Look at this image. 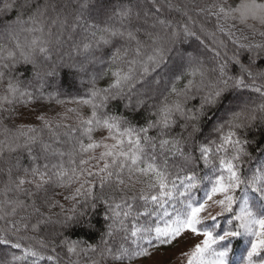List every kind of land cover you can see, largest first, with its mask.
Here are the masks:
<instances>
[{"label": "snow or ice", "instance_id": "1", "mask_svg": "<svg viewBox=\"0 0 264 264\" xmlns=\"http://www.w3.org/2000/svg\"><path fill=\"white\" fill-rule=\"evenodd\" d=\"M90 3L79 0L71 23L52 0L34 7L28 0L19 5L4 0L0 9V13L17 12L15 27L10 25L2 34L7 43H0V129L13 137L12 143L0 141V157L7 144L9 152L28 149L35 162L31 150L37 143L58 157L44 163L43 170L33 163L15 178L8 168V181L0 192V221L7 225L0 228V245L16 251L9 253L10 259L0 258V264H64V257L66 264H82V256L91 264L104 259L133 264L150 257L152 248L169 246L187 233L203 239L181 254L186 264H264V159L250 174H242L243 160L250 153L249 141L239 134L257 121L264 122V67L257 66L258 60H264V40L252 42L242 33L237 35L238 26L253 32L257 24L264 27V0H211L198 6L197 15L215 19L214 31L178 0H144L143 6L137 2L135 11L122 6L114 10L119 26L103 27L85 19ZM25 8H31L27 19ZM165 10L169 15L162 17ZM50 11L56 15L50 16ZM77 28L86 34L76 45L78 54L112 46L117 38L123 41L111 55L118 66L109 69L107 87L98 88L93 77L85 96L64 100L59 92L45 95L39 81L56 74L57 65L47 64L53 45L62 43L65 29H70L71 40ZM217 33L247 50V62L237 54L224 59L227 52L221 56L219 49L227 45ZM258 34L264 37V31ZM190 38L214 54L215 66H206L199 55H192L184 46ZM21 63L33 69V82L12 74ZM230 64L235 73H230ZM77 71H85L84 62ZM45 100L86 106L90 114L67 108L58 121L40 114L42 127L20 125L15 133L4 124L20 118L21 107ZM192 100H198V106L189 107ZM113 103L122 104L124 112L113 111ZM212 109L221 110L212 128L215 136H204L201 121L210 118ZM68 113L75 118L74 126L66 123ZM144 113V123L139 124L134 118ZM45 131L57 140L67 137L74 142L72 149H52L43 139ZM97 132L103 133L99 139L94 136ZM21 138L23 143H15ZM14 166L20 170L18 162ZM136 184L141 188L129 196ZM41 192L38 206L35 197ZM9 193H23L31 203ZM137 201L142 203L134 211ZM44 205L49 212L59 209L55 219L45 216ZM98 205L105 208L107 223L100 244L70 239L67 230L90 227L89 210ZM213 206L219 208L215 214ZM141 217L155 222L139 224ZM42 226L50 229L47 237L33 235ZM118 232L123 233L122 242L110 246L109 239ZM235 241L245 242L239 257L234 253Z\"/></svg>", "mask_w": 264, "mask_h": 264}, {"label": "trees", "instance_id": "2", "mask_svg": "<svg viewBox=\"0 0 264 264\" xmlns=\"http://www.w3.org/2000/svg\"><path fill=\"white\" fill-rule=\"evenodd\" d=\"M17 4H24L26 0H16ZM28 2L34 7L36 4H43L45 0H28ZM56 4L57 11L62 13L63 15L67 16L69 23L73 21L74 16L77 13L78 7H79V0H52ZM137 2L141 6L144 5V0H91V3L89 5V8L85 11V19L88 20L89 23H94L98 27L106 26L107 24H115L116 26H119V18L116 22L109 20L107 17L108 13H114V10H119L122 6H132L134 11L136 10ZM178 2L181 5H186L187 10L189 11V14L194 16L200 23H203L206 28L209 30L214 31L215 30V19L213 17H206V14L197 15L198 13V6H203L207 2H211V0H178ZM229 2H233V0H229ZM4 0H0V9L3 8ZM31 11V8H25L24 9V19H27V16L29 12ZM50 16H55V12H49ZM169 13L167 10L162 12V17L167 16ZM171 15H177L176 13H172ZM17 16V12L15 10L9 12V13H0V32L3 29L8 28L10 25L15 27L13 24V21L15 20ZM135 24L136 21H133ZM256 32H253L251 29L244 27V26H238L237 35H241V33L244 36H247L250 41L252 42H259L261 40H264V37H261L258 33L260 31H264V27H261L259 24L256 26ZM54 32H56V29H53ZM70 29H65L62 37V43L61 44H54L53 45V53H52V60L48 61L47 64H54L57 65L56 67V74L51 77H44L39 81V83H42L44 85L43 91L45 95L48 93H53V86L56 84H60L62 87V90L59 93H62L60 95V99L64 100H71L73 97L79 98L81 96H85L89 89H90V81L93 77H97L96 80V86L98 88H104L108 86V83L111 80V72L109 69H115L118 66L117 63L111 62V55L115 49V47H119L123 44V41L119 40L118 38L113 41L112 46H102L100 49L96 50L93 49L90 53H83L82 51L79 52L76 49V45H79L82 43L84 36L86 35L82 28H77V31L75 33H72V39H68ZM199 34V32H198ZM218 36H220L221 39L224 40V43L227 45L226 48H221L219 51L221 52V56H224V53L227 52V57H224V59H228V57H231L233 54L239 55L242 60L247 62L248 57L250 53L245 49H239L236 45H233L227 37L222 36L220 33H217ZM203 38V37H202ZM247 42V41H246ZM0 43H7L6 37L2 36L0 34ZM205 43H208L207 39L205 40ZM185 47L189 49V51L192 53V55H199V57H202V60H207L206 66L213 67L216 64V60L214 59V54L211 51H207L203 48L202 45L199 44L198 41L195 40V38H190L188 41L185 42ZM209 47H214L212 45H209ZM201 55V56H200ZM264 55V53H262ZM62 58V59H61ZM90 61L91 63H95L99 65V70L96 75L91 77L89 74H85L83 76V82L81 84L75 81L77 75L79 72L76 71L75 68H78L81 62H84V67L86 66L87 62ZM205 63V62H204ZM257 66L264 67V60H258ZM89 68V67H88ZM229 71L230 73H235L237 71L236 67L234 65H229ZM12 74L15 75L17 78H19L22 81L25 82H33V69L30 65H24L19 64L12 70ZM183 83V82H181ZM84 87L81 91L79 89V86ZM3 91V87L0 86V92ZM244 95H247L245 93ZM231 98V96L229 97ZM196 104L198 106V100H192L188 102V106L192 107V105ZM111 109L113 111L123 113L124 108L122 104L119 103H113L111 106ZM67 108H79L83 115L87 116L90 114V110L86 106L76 105V104H65L63 106L58 105L54 100L52 102L44 101L42 103H36L34 105H31L27 108L21 107L20 111L22 115L20 118L16 119L15 121H9L5 120L4 124L12 130L13 133H15L16 128L20 125H34L38 128L42 127L41 122L37 119V116L40 114H46L47 118L50 120L58 121L60 120L61 116L65 113V110ZM221 111L220 109H212L209 113L210 118H206L201 121V127L203 128V135L207 136L209 134H212L215 136L214 133H212L213 125L216 123L217 120V114ZM70 119L66 121V123L75 125V118L72 116L71 113H68ZM130 117H132V114H128ZM147 116V113H144L143 116H137L134 119L138 121L139 124L144 123V117ZM242 139H247L249 141V144L247 146V150L250 153L249 157H246L243 160L242 163V174L247 175L250 174V172L258 166L260 160L264 159V155L261 153V148H264V122L257 121L254 123L249 129L247 130H240L239 132ZM76 135H79L77 133ZM103 135L101 132L94 133V136L99 139ZM7 139L9 143L13 142L12 136H5V134L2 132V129H0V141H4ZM43 139L45 142L51 144V148L54 150H60V151H70L73 147V141L69 140L67 137L61 135L58 140L55 138H50L47 131L44 132ZM15 143H23V138H21L18 141H15ZM257 145H260V147H257ZM51 153L45 152L41 145L37 143L36 145L32 146L31 155L36 156L37 160L33 162V160L30 158L29 151L26 148H18L15 152H9L7 148V144L4 147V154L2 157H0V192H2L4 185L8 181V168L12 167L11 175L13 178H15L17 175H22V169L30 167L33 163L39 165L41 169L43 170V164L48 162H56L58 157L56 156H49L48 154ZM47 157V159H45ZM67 157H65V160ZM17 162L20 165V170H18L14 165L17 164ZM25 187L31 188L32 186L26 185ZM141 188L140 184H136L135 188H133L131 191L128 192V195L131 196L133 193H137L138 190ZM57 191H62L58 189ZM202 194V193H201ZM19 196L21 199H25L28 203H31V198H28L23 193H9L10 197ZM44 193L41 192L38 197H35L36 203L38 206L42 204V199ZM0 199H3V196H0ZM59 199V197H57ZM61 203H64L63 200H61ZM142 203L140 201L136 202V206L134 207V211L139 207V204ZM67 207V205H65ZM41 210L45 213V216L47 215H53V219H55V213L59 212L58 208L51 209V212L48 211L47 206L44 205ZM142 210V209H141ZM106 214L105 208L103 206L98 205V207L95 210H89L88 217L90 220V227H83V226H75L71 229L67 230V235L70 239H75L78 241H86L88 244L91 245H99L101 237L104 235V233L107 231V223L104 219V216ZM35 217H33V220ZM132 220V217H129V221ZM222 221V227H226L225 224H223ZM154 218L149 217H141L137 223L139 224H145V223H154ZM4 221H0V228L6 227ZM130 226V224H129ZM50 229L48 226H42L41 232L33 235H37L43 238L47 237V233ZM23 234V233H21ZM31 234V233H30ZM122 236L123 233H117L114 237L109 239V245L110 246H116L119 245L122 242ZM108 239L107 237H105ZM130 243V241L128 242ZM83 246V245H82ZM170 246V245H169ZM169 246H159L152 248L151 255L148 258L145 259H139L133 261V264H142L145 262H148L152 254L156 253H162L164 255L168 251ZM245 247L244 241H235L233 243L234 253L236 256H239V251H243V248ZM11 251H16L12 249H7L5 246L0 245V258H6L10 259L9 253ZM61 256H63V252H61ZM97 260H100V257L98 254H96L95 257ZM82 264H91V261L88 260L87 256L81 257ZM67 262V257H64V264ZM100 264H112V261L109 259L100 260Z\"/></svg>", "mask_w": 264, "mask_h": 264}, {"label": "rangeland", "instance_id": "3", "mask_svg": "<svg viewBox=\"0 0 264 264\" xmlns=\"http://www.w3.org/2000/svg\"><path fill=\"white\" fill-rule=\"evenodd\" d=\"M106 18H108L109 20L115 21V22H116V18L118 20V17L114 16V13H108ZM4 33H5V29L1 30L0 34L2 35ZM2 36H5V35H2ZM200 59L202 60V57H200ZM202 61L205 62V65H206L207 60H202ZM75 69L77 71V68ZM98 70H99V65L88 61L85 66V71L83 72L77 71L79 73L75 81L81 84V82H83V79H84L83 76L85 74H89L91 77H93L94 75L98 73ZM83 83L85 84V82ZM61 87L62 86L60 84L54 85L53 92L55 93L60 92L62 90ZM83 88L84 87L79 86V89L81 91L83 90ZM48 155L53 156L51 153H49ZM211 211L213 212V214H215L216 212L219 211V208L216 206H213ZM202 239H203L202 237H197L190 233H187L181 239L171 244L168 247V251L164 255H162V253L152 254L151 259L148 262H145L142 264H186V257L182 256L181 254L184 252L190 251L194 247V245L199 243ZM241 252L239 251V256L241 255Z\"/></svg>", "mask_w": 264, "mask_h": 264}]
</instances>
